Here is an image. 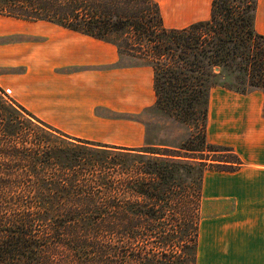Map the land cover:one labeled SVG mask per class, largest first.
Masks as SVG:
<instances>
[{"label": "trees", "instance_id": "obj_1", "mask_svg": "<svg viewBox=\"0 0 264 264\" xmlns=\"http://www.w3.org/2000/svg\"><path fill=\"white\" fill-rule=\"evenodd\" d=\"M255 7L256 0H211L208 19L182 28L163 27L153 0H0V15L48 21L112 42L121 54L133 49L112 34L145 37L152 41L155 96L145 113L185 120L195 108L206 113L215 85L264 94V36L253 26ZM204 124L202 142L232 153L234 162L203 166L200 157L149 151V143L124 147L71 137L0 88V264H145L146 251L131 248L130 240L152 232L166 189L196 181L182 232L191 233L185 257L194 264L202 174L239 163L231 148L205 141Z\"/></svg>", "mask_w": 264, "mask_h": 264}, {"label": "crops", "instance_id": "obj_2", "mask_svg": "<svg viewBox=\"0 0 264 264\" xmlns=\"http://www.w3.org/2000/svg\"><path fill=\"white\" fill-rule=\"evenodd\" d=\"M153 1L165 28L209 17L211 0ZM253 26L264 36V0H256ZM8 29L0 88L14 101L71 137L124 147L149 143L143 114L155 96L148 63L126 62L112 42L44 20ZM204 138L231 148L239 163L202 174L194 264H264L263 92L211 87Z\"/></svg>", "mask_w": 264, "mask_h": 264}, {"label": "rangeland", "instance_id": "obj_3", "mask_svg": "<svg viewBox=\"0 0 264 264\" xmlns=\"http://www.w3.org/2000/svg\"><path fill=\"white\" fill-rule=\"evenodd\" d=\"M150 12H153L151 8H149V16L151 15ZM12 19L14 18L0 15V52L8 47V42L12 41L11 37L5 35L9 30L8 28L12 25H20L27 22ZM151 20L154 21L152 16ZM118 35L119 33H114L112 37L118 39L120 43H127L133 49V51L122 55L124 61L152 64L150 60L151 55H153L151 49L152 41H147L145 37L138 39L133 32L124 33L121 37H118ZM219 80L222 79L220 78ZM223 80L231 82L227 77ZM5 95L11 98L10 95ZM143 118L146 122L147 142L150 144L149 151L178 155L179 157L183 155L200 157L202 158L203 166H211L215 163L212 160L215 159L227 162L235 161L232 153L224 150L214 151V148L206 146L202 142L205 118V109L202 106L195 108L194 112L185 120L151 113H144ZM198 186L199 184L193 181L188 184L185 182L182 186L174 184L170 191L166 189L164 197L162 196L163 199L158 200L157 205L154 207L155 219L153 220L154 229L152 232L144 236L143 239L130 240L131 248H136L138 251L140 249L146 251L145 264L192 263L191 257H185V253L191 252V248H189L191 242L188 240V236L191 233L189 232L187 236L182 237V232H184L186 224L189 222V216H192L191 207L188 209L189 197L192 198L194 196ZM179 193L180 195L183 193L180 203L177 198ZM117 245L119 246L120 244L118 243ZM190 252L189 255L191 256ZM131 264L142 263L132 260Z\"/></svg>", "mask_w": 264, "mask_h": 264}, {"label": "built area", "instance_id": "obj_4", "mask_svg": "<svg viewBox=\"0 0 264 264\" xmlns=\"http://www.w3.org/2000/svg\"><path fill=\"white\" fill-rule=\"evenodd\" d=\"M4 93L8 95V90L3 89Z\"/></svg>", "mask_w": 264, "mask_h": 264}]
</instances>
